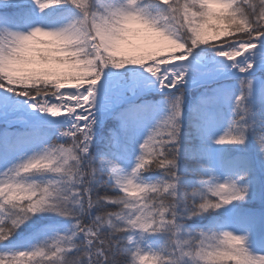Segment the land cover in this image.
Wrapping results in <instances>:
<instances>
[{
	"label": "snow or ice",
	"instance_id": "1",
	"mask_svg": "<svg viewBox=\"0 0 264 264\" xmlns=\"http://www.w3.org/2000/svg\"><path fill=\"white\" fill-rule=\"evenodd\" d=\"M261 70L264 0H0V264H264Z\"/></svg>",
	"mask_w": 264,
	"mask_h": 264
},
{
	"label": "trees",
	"instance_id": "2",
	"mask_svg": "<svg viewBox=\"0 0 264 264\" xmlns=\"http://www.w3.org/2000/svg\"><path fill=\"white\" fill-rule=\"evenodd\" d=\"M202 91L203 89L199 87L191 90L189 92V95L186 97V105L191 106L192 103L199 98ZM169 100L170 99L168 98H156L153 101H149V103H152L157 106L155 113L145 124H143L142 127L139 128V133L136 142L131 146L132 148L131 158L122 165L126 169L130 170L132 167H134L136 159L140 154L139 145L143 142L142 139L147 135V132L150 133L151 130L156 126V124H158L162 119H164L169 114L170 112L168 106ZM230 119H231L230 114L225 112L224 124L217 130L216 133L217 135L223 133ZM192 123H193L192 113L190 111H186L185 120H184V144L186 148L195 147L199 145V139L196 136L195 129L193 128ZM116 126H117V122L111 119L106 123L104 128L110 132ZM99 147L100 150H103V144H101ZM145 175L146 176L152 175L155 178H160L161 174L157 172V173H146ZM185 175H186V179L188 180L194 178L193 174L190 172L186 173ZM57 221L62 222L63 218H57ZM30 231L31 229H28L27 225L24 228H21L20 232L12 238L11 242H7L6 245H0V252H4L6 249L11 251H16V250H25L30 248L32 246L31 244L26 243L21 245L17 243V241L21 238L20 237L21 233L27 235Z\"/></svg>",
	"mask_w": 264,
	"mask_h": 264
},
{
	"label": "water",
	"instance_id": "3",
	"mask_svg": "<svg viewBox=\"0 0 264 264\" xmlns=\"http://www.w3.org/2000/svg\"><path fill=\"white\" fill-rule=\"evenodd\" d=\"M196 88L195 86L191 87V89ZM69 90V89H66ZM163 97H169V96H165L163 93H161L159 90L156 91H151L149 93H147L140 102H143L144 100L150 101L153 100L155 98H163Z\"/></svg>",
	"mask_w": 264,
	"mask_h": 264
},
{
	"label": "rangeland",
	"instance_id": "4",
	"mask_svg": "<svg viewBox=\"0 0 264 264\" xmlns=\"http://www.w3.org/2000/svg\"><path fill=\"white\" fill-rule=\"evenodd\" d=\"M210 42H218V41H210ZM153 51H157L156 49H154ZM130 55H138V53H129ZM168 54V52L167 51H163V52H161L160 53V57L162 58V56L163 55H167ZM257 76L259 77V78H261V79H264V70H261V71H259L258 73H257ZM69 90H72V89H69ZM189 95V94H188ZM169 98H170V96H169ZM156 118H157V116H156ZM144 134H145V132H144ZM147 134H148V132H147ZM147 136V135H146ZM146 136L144 137V138H146ZM143 138V139H144ZM142 139V140H143ZM131 170V169H130Z\"/></svg>",
	"mask_w": 264,
	"mask_h": 264
}]
</instances>
